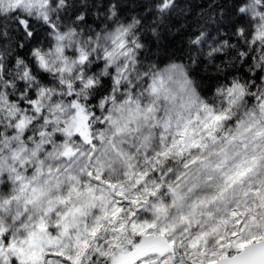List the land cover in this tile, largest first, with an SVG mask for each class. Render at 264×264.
I'll list each match as a JSON object with an SVG mask.
<instances>
[{"label": "rangeland", "instance_id": "374dc122", "mask_svg": "<svg viewBox=\"0 0 264 264\" xmlns=\"http://www.w3.org/2000/svg\"><path fill=\"white\" fill-rule=\"evenodd\" d=\"M63 2L0 0L55 32L34 54L49 82H0V264L209 263L263 239L264 82L204 100L180 64L136 70L137 24L88 39ZM247 13L264 68V0ZM92 55L118 73L96 109Z\"/></svg>", "mask_w": 264, "mask_h": 264}, {"label": "trees", "instance_id": "16d2710c", "mask_svg": "<svg viewBox=\"0 0 264 264\" xmlns=\"http://www.w3.org/2000/svg\"><path fill=\"white\" fill-rule=\"evenodd\" d=\"M249 2L64 0L62 7L69 11L61 18H65V23L78 19L74 27L88 39L103 26L107 17L108 27L118 26L128 32L135 30L137 24L138 30L131 35L134 47H131V57L136 70L146 72L149 66L157 69L169 63L180 64L186 68L197 94L215 102L221 92L237 83H242L243 91L248 94L264 82V68H257L263 61L260 60L263 47L253 40L254 22L247 13ZM54 35L52 27L44 21L31 20L18 13H0V82L9 86L17 66H25L35 79L49 82L52 74L39 68L34 54L37 50L50 49ZM86 62L91 64L98 80L89 89L96 109L102 98L112 94L118 73L110 61L94 55ZM7 77L9 82H5ZM13 83L16 88L10 96L19 99L18 94L27 87L26 78ZM81 103L86 108L87 102L81 100ZM90 125L92 129L96 126L93 113Z\"/></svg>", "mask_w": 264, "mask_h": 264}, {"label": "water", "instance_id": "95a60500", "mask_svg": "<svg viewBox=\"0 0 264 264\" xmlns=\"http://www.w3.org/2000/svg\"><path fill=\"white\" fill-rule=\"evenodd\" d=\"M194 264H264V238L246 244L239 252L217 261Z\"/></svg>", "mask_w": 264, "mask_h": 264}]
</instances>
